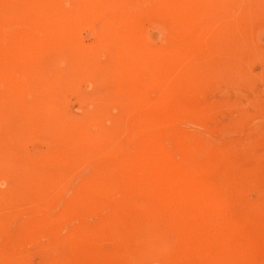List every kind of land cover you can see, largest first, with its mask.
<instances>
[{
  "label": "rangeland",
  "instance_id": "1",
  "mask_svg": "<svg viewBox=\"0 0 264 264\" xmlns=\"http://www.w3.org/2000/svg\"><path fill=\"white\" fill-rule=\"evenodd\" d=\"M0 264H264V0H0Z\"/></svg>",
  "mask_w": 264,
  "mask_h": 264
}]
</instances>
